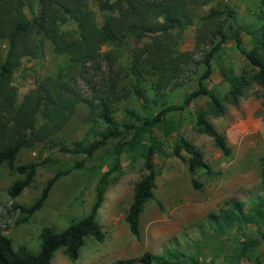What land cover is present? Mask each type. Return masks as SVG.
I'll list each match as a JSON object with an SVG mask.
<instances>
[{"label":"rangeland","instance_id":"obj_1","mask_svg":"<svg viewBox=\"0 0 264 264\" xmlns=\"http://www.w3.org/2000/svg\"><path fill=\"white\" fill-rule=\"evenodd\" d=\"M204 1L195 6L192 22L178 40L176 49L181 53L178 75L162 91L150 88L154 75L136 80L132 74L133 58L150 42L151 34L140 38L130 36L119 47L113 43L102 45L100 56L88 61L81 76L76 78V90L86 99L95 96L97 85L114 82L117 90H128V95L116 105L113 113V120L119 127L132 121L126 110L145 117L161 108L179 105L197 87V77L203 69L201 59L207 43L196 40L199 17L210 9H218L224 11L220 18L227 38L211 58L210 74L203 83L221 98L228 89L227 73L251 72L247 60L234 45L233 30L240 27L242 46L250 49L249 33L260 25L256 18L259 0H198ZM88 5L96 22L100 23L103 12L95 1L89 0ZM228 8L233 12L232 18L225 16ZM22 9L29 16L38 9V0H25ZM230 24L234 29L229 28ZM69 27H73L70 22L63 25V28ZM261 34L264 35V30ZM5 51L6 41L0 40V62ZM65 64V56L53 53L47 41L39 56L23 57L11 76L16 103L44 77L55 74ZM135 89L140 90L141 98ZM260 94L259 88L252 84L236 106L222 100L225 111L221 116L206 111L208 98L201 95L192 98L182 109L165 112L160 126L152 129L155 139L152 160L156 169L153 197L143 205L137 237L129 232L124 216L133 185L145 173L143 159L137 151L115 154L114 146L119 139L107 140L89 158L81 152L60 150V147L71 148L74 143L81 147L93 137L87 119L89 106L87 102H78L57 133L19 150L15 163L36 161L38 164L31 184L17 196L10 197L7 189L20 175L5 164L0 166L1 233L10 238L13 247L22 244L36 252L40 228L50 226L61 230L85 215L94 198V187L105 174L103 199L96 212L103 240L85 237L75 260H69L63 248H59L54 251L51 264H113L118 259L139 256L143 251L160 253L167 248L177 252L180 264H264V184L259 173L264 162V129ZM199 111L204 112L206 119L224 136L228 155L215 147L211 137L195 129V115ZM178 137L198 148L209 166V172L196 170V179L201 183L199 189L189 182L185 163L188 154L183 150H180V157L171 153ZM78 161H82L81 167L71 168L53 183L40 209L26 222L15 225L18 211L14 204H30L55 171L70 168ZM226 199L242 202V213L249 220L219 230L206 216L225 207L223 201Z\"/></svg>","mask_w":264,"mask_h":264},{"label":"trees","instance_id":"obj_2","mask_svg":"<svg viewBox=\"0 0 264 264\" xmlns=\"http://www.w3.org/2000/svg\"><path fill=\"white\" fill-rule=\"evenodd\" d=\"M88 1L38 0V9L27 16L22 9L25 0H0V40L6 41V51L0 62V166L5 164L9 170L20 175L7 189L10 197L17 196L31 184L38 164L36 161L15 163L19 150L57 133L72 115L75 105L80 101L87 102L92 139L81 147L74 143L73 147H60V150L81 152L85 158H89L107 140L119 139L120 142L114 146L115 154L138 152L143 159L145 173L133 185L124 216L129 232L137 237L139 215L144 203L153 197L156 169L152 160V148L155 145L152 129L160 126L166 111L182 109L192 98L201 95L208 98L206 111L213 116H221L225 111L222 100L236 106L238 99L254 84L261 91V121L264 129V35L261 34L264 30V0H259L256 17L260 25L249 33L250 49L246 50L242 46L240 27L234 29L229 25L230 29H234V45L247 60L251 72L244 71L238 75L227 73L228 89L221 98L204 85L203 81L210 74V60L227 38L220 18L224 11L210 9L199 17L200 26L196 34L197 42L207 43L197 87L179 105L161 108L152 116L143 117L126 110L132 121L121 127L115 124L113 113L116 105L128 95V90H117L115 83L111 82L97 85L93 98H84L75 88L76 78L81 76L83 67L88 61L100 56V48L104 44L113 43L119 47L130 36L140 38L151 34L150 42L139 49L138 57L133 58L132 74L136 80L144 75H154L150 88L155 92L162 91L175 80L180 70L178 63L181 53L176 49L180 35L192 22L195 6L205 1L92 0L103 12L100 23L96 22ZM225 16L232 18V10L228 8ZM67 22L72 23L73 27L63 28ZM46 41L51 44L53 53L65 56L66 64L55 74L44 77L16 103V92L11 84L13 70L20 65L23 57L39 56ZM134 92L142 97L139 89ZM194 125L198 132L212 138L222 154L228 155L229 147L224 136L206 119L204 112L196 113ZM180 150L188 154L185 163L190 185L199 189L201 183L196 179V170L209 172V166L202 152L183 137L176 138L171 153L180 157ZM81 165L82 161H78L70 168L55 171L30 204H14L18 211L14 224L26 222L40 209L53 183L71 168H80ZM259 173L264 184V162ZM106 182V175H101L85 215L72 220L61 230L42 226L38 233L36 252L29 251L22 244L13 247L10 238L0 231V264H51L53 253L59 248H63L69 260H75L85 237L102 241L104 233L96 219V212L102 202ZM223 203L225 207L219 208L217 212H209L206 216L209 223L219 230L235 222L241 225L249 220L242 213V202L226 199ZM176 253L168 248L160 253L143 251L139 256L118 259L113 264H180Z\"/></svg>","mask_w":264,"mask_h":264}]
</instances>
